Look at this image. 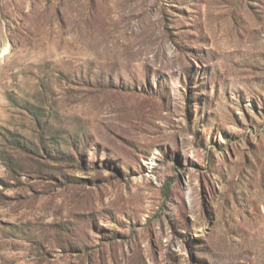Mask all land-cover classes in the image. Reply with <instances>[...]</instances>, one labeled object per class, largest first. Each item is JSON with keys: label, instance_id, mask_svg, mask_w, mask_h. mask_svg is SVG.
<instances>
[{"label": "rangeland", "instance_id": "1", "mask_svg": "<svg viewBox=\"0 0 264 264\" xmlns=\"http://www.w3.org/2000/svg\"><path fill=\"white\" fill-rule=\"evenodd\" d=\"M0 264H264V0H0Z\"/></svg>", "mask_w": 264, "mask_h": 264}]
</instances>
